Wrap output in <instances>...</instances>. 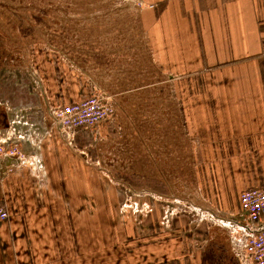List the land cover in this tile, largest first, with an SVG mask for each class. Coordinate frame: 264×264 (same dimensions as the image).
I'll return each instance as SVG.
<instances>
[{"label":"crops","instance_id":"obj_1","mask_svg":"<svg viewBox=\"0 0 264 264\" xmlns=\"http://www.w3.org/2000/svg\"><path fill=\"white\" fill-rule=\"evenodd\" d=\"M137 1L138 43L126 42L119 53H142L165 75L157 85L168 88L167 113L178 106L193 145L187 165L205 206L234 219L240 193L264 185V0ZM71 87L49 88L41 103L11 111L6 125L0 120V128L16 123L33 161L18 169L16 160L0 157V205L8 213L0 224V264H238L229 234L215 237V224L203 217L165 227L150 216L137 239H127L113 222L116 195L96 173L93 150L88 157L95 142L80 144L77 133L68 145L47 114V100L57 95L70 103L106 93ZM175 140L168 139L167 151L175 153Z\"/></svg>","mask_w":264,"mask_h":264},{"label":"rangeland","instance_id":"obj_2","mask_svg":"<svg viewBox=\"0 0 264 264\" xmlns=\"http://www.w3.org/2000/svg\"><path fill=\"white\" fill-rule=\"evenodd\" d=\"M138 6L136 0H0V120L6 125L11 111L41 103L35 77L45 93L49 88L71 92L75 83L106 91L114 114L77 133L82 134L80 144L95 142L88 157L92 160L94 152L96 173L116 195L117 228L135 240L150 216L159 215L165 227L203 217L215 224V237L224 240L229 234L231 241L234 220L205 206L194 167L187 165L193 145L177 116L178 106L170 104L167 113L168 88L157 85L165 75L142 53H119L126 42L128 48L138 43ZM56 98L46 105L68 104ZM174 136L175 153L166 150ZM216 217L228 223L220 225Z\"/></svg>","mask_w":264,"mask_h":264},{"label":"built area","instance_id":"obj_3","mask_svg":"<svg viewBox=\"0 0 264 264\" xmlns=\"http://www.w3.org/2000/svg\"><path fill=\"white\" fill-rule=\"evenodd\" d=\"M34 86L42 93V84L38 77H35ZM46 111L53 126L60 130L64 141L72 145L79 130L92 129L109 119L115 108L110 95L94 91L68 104H47ZM15 124L11 122L0 128V157L13 158L16 160L15 168L20 169L32 160L21 149L19 140L24 135L17 133ZM239 202V215L230 223L231 252L238 264H264V185L243 190L239 195ZM7 218L6 208L0 205V224ZM224 223L228 222L219 220L220 225Z\"/></svg>","mask_w":264,"mask_h":264}]
</instances>
